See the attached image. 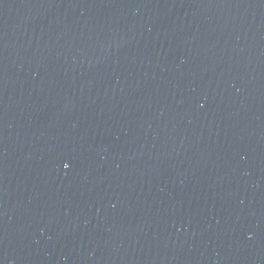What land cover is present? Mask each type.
Segmentation results:
<instances>
[{
  "label": "water",
  "instance_id": "water-1",
  "mask_svg": "<svg viewBox=\"0 0 264 264\" xmlns=\"http://www.w3.org/2000/svg\"><path fill=\"white\" fill-rule=\"evenodd\" d=\"M0 264H264V0H0Z\"/></svg>",
  "mask_w": 264,
  "mask_h": 264
},
{
  "label": "snow or ice",
  "instance_id": "snow-or-ice-1",
  "mask_svg": "<svg viewBox=\"0 0 264 264\" xmlns=\"http://www.w3.org/2000/svg\"><path fill=\"white\" fill-rule=\"evenodd\" d=\"M67 167V165H65Z\"/></svg>",
  "mask_w": 264,
  "mask_h": 264
}]
</instances>
